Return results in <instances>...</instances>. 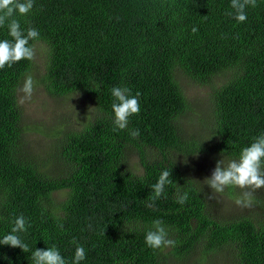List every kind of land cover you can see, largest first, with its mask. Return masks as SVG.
<instances>
[{
  "label": "trees",
  "instance_id": "trees-1",
  "mask_svg": "<svg viewBox=\"0 0 264 264\" xmlns=\"http://www.w3.org/2000/svg\"><path fill=\"white\" fill-rule=\"evenodd\" d=\"M230 2L34 0L26 16L16 17L22 29H37L47 46L36 85L52 95L83 91L96 116L59 136L60 155L71 169L49 177L19 153L24 126L16 95L32 61L0 69V239L17 216L30 224L19 233L30 251L0 245V264H33L31 251L52 245L71 264L73 238L86 250L80 264H181L197 247L201 258L228 248L235 264H264V214L228 222L210 217L198 183L172 158L204 151L238 157L264 133V0L245 9L243 23L225 14L234 11ZM3 39L11 40L7 26L0 27ZM181 74L200 84L226 78L209 94L201 124L188 133L178 124L193 110ZM117 86L140 92V112L114 131L110 89ZM165 169L173 183L150 207L151 186ZM56 192L64 193L61 201ZM184 192L188 199L180 205ZM156 219L175 247L146 246Z\"/></svg>",
  "mask_w": 264,
  "mask_h": 264
},
{
  "label": "rangeland",
  "instance_id": "rangeland-1",
  "mask_svg": "<svg viewBox=\"0 0 264 264\" xmlns=\"http://www.w3.org/2000/svg\"><path fill=\"white\" fill-rule=\"evenodd\" d=\"M36 50V58L32 61L30 70L26 76L31 74L35 78L43 73L47 60V46L38 40L32 44ZM25 76V77H26ZM25 79V78H24ZM24 79L17 89V101L23 95L19 91ZM178 81L193 110L189 109L178 119L180 129L188 133L201 124L202 113L209 108L208 97L212 89L221 86L225 76H215L206 83L192 81L184 74L179 75ZM21 120L24 126L19 153L25 157L33 158L39 168L49 177L66 175L70 169V163L66 162L60 155L58 138L65 131L79 130L95 118L96 107L90 98L81 90H76L62 95H52L39 83L36 85L30 101L20 105ZM95 115V116H94ZM53 132L52 137L51 133ZM30 150V151H29ZM130 161L136 160V154L130 152ZM172 158L181 166L182 172L198 183L199 192L206 201L207 212L210 217L217 221L228 222L249 217L251 219L264 214V188L254 193L251 207H240L235 203L242 196V190L237 187H227L222 193H214L204 184L205 178L211 176L217 161L221 160L223 165L232 159L227 158L217 151H204L197 153L194 157L187 158L172 154ZM213 198L208 199V196ZM56 201L64 198V193L54 194ZM199 247L196 248L181 264H235L232 249H223L213 256L201 258Z\"/></svg>",
  "mask_w": 264,
  "mask_h": 264
},
{
  "label": "clouds",
  "instance_id": "clouds-1",
  "mask_svg": "<svg viewBox=\"0 0 264 264\" xmlns=\"http://www.w3.org/2000/svg\"><path fill=\"white\" fill-rule=\"evenodd\" d=\"M256 7V0H231L230 7L233 12L225 14L233 17L238 23H243L247 19L245 9L247 7ZM34 7V0H0V27L7 26L9 39L0 40V69L6 66L28 60L34 61L36 50L30 41L39 39V31L31 26L26 29L21 28L17 16H26ZM197 29L193 27L192 32ZM37 81L31 74L24 79L22 87L19 89L23 95L18 103L23 105L30 101L35 90ZM113 102L111 109L113 112L114 131L127 128L129 118L138 115L140 112V92L131 94L128 87H113L110 89ZM139 130L134 129L130 132L132 137L139 136ZM214 193H222L227 187H237L242 190V196L235 200L240 207H251L254 199V193L264 188V133L253 138L252 142L243 147L237 159L230 160L226 166L221 160L217 161L211 176L203 181ZM171 171L165 169L161 172L158 180L151 186L152 195L149 197V205L152 206L157 199H160L165 193V186L172 184ZM213 198L212 195L208 199ZM188 199L187 192L178 195L176 202L180 205L186 203ZM30 227L29 222L23 214L17 216L13 221V227L8 234L0 239V245H7L13 248H20L23 252L30 251L29 245L25 243L19 233L27 232ZM144 242L147 247L157 250L166 247H175L177 241L168 237V231L163 221L156 219L145 233ZM70 243L76 245L71 264H80L86 259V250L73 238ZM31 260L33 264H68V261L61 255L55 245L46 249H34L31 251Z\"/></svg>",
  "mask_w": 264,
  "mask_h": 264
}]
</instances>
